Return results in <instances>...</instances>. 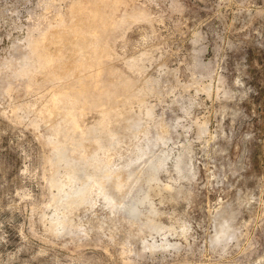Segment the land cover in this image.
Masks as SVG:
<instances>
[{
    "label": "rangeland",
    "instance_id": "1",
    "mask_svg": "<svg viewBox=\"0 0 264 264\" xmlns=\"http://www.w3.org/2000/svg\"><path fill=\"white\" fill-rule=\"evenodd\" d=\"M0 264H264V0H0Z\"/></svg>",
    "mask_w": 264,
    "mask_h": 264
},
{
    "label": "bare ground",
    "instance_id": "2",
    "mask_svg": "<svg viewBox=\"0 0 264 264\" xmlns=\"http://www.w3.org/2000/svg\"><path fill=\"white\" fill-rule=\"evenodd\" d=\"M53 1V0H52ZM49 2V1H48ZM48 5V4H47ZM72 12V11H71ZM74 13V12H73ZM82 19V18H81ZM75 24V23H74ZM104 24V23H103ZM88 25V24H87ZM81 26V25H80ZM74 37V36H73ZM49 38V37H48ZM75 38H77V37H75ZM74 38V39H75ZM59 39V38H58ZM57 41V40H56ZM59 41V40H58ZM78 41H79V39H76V40H74V43H78ZM69 44V43H68ZM71 44V43H70ZM69 44V45H70ZM72 44H73V41H72ZM45 45V44H44ZM76 46V45H75ZM73 49V48H72ZM85 54V53H84ZM79 56V55H78ZM83 56V55H82ZM23 61V60H22ZM57 70V69H56ZM105 70V69H104ZM130 82V81H129ZM122 83H125V81H123ZM124 86V85H123ZM89 87V86H88ZM83 90V89H82ZM79 93V92H78ZM71 94V93H70ZM72 95V94H71ZM78 95V94H77ZM72 96H74V94L72 95ZM81 96V95H80ZM79 96V97H80ZM90 96H92V95H90ZM96 99H97V97H94L93 96V98L92 99H90L93 103H92V105L96 102ZM54 106V105H53ZM53 106H51L52 108H53ZM50 107V106H49ZM57 108L55 107V108H53L51 111H54V110H56ZM148 111V110H147ZM51 113V112H50ZM58 113V112H57ZM54 114V113H53ZM70 114V113H69ZM69 114H67V116H68V118H69V116L71 115H69ZM148 114V113H147ZM65 115V114H64ZM66 117V116H65ZM64 120V119H63ZM69 120H70V118H69ZM73 121V120H72ZM75 122V121H74ZM55 126V125H54ZM59 126V125H58ZM74 126H76V125H74ZM77 127V126H76ZM57 128V127H56ZM75 128V127H74ZM77 129V128H76ZM56 130V129H55ZM159 130V129H158ZM71 132V131H70ZM72 136L74 135V134H71ZM90 136V135H89ZM66 137H68V135L66 136ZM73 137H75V136H73ZM76 137H78V135L76 136ZM80 137V136H79ZM83 137V136H82ZM88 137V136H87ZM75 139V138H74ZM158 139H160V138H158ZM151 141V140H150ZM98 142V141H97ZM64 143V142H63ZM155 143V142H154ZM153 143V144H154ZM153 146V145H152ZM156 146V145H155ZM154 147V146H153ZM97 148H100V144H91V145H88V144H86L85 143V138H80V139H78V140H76V141H74L73 142V144H72V146H71V150L72 151H76L77 150V152H79L78 150H82V152H83V154H86V155H89V156H91V153L92 152H94V150H96ZM153 149V148H152ZM57 150H58V148H57ZM147 150V149H146ZM154 150V149H153ZM152 150V151H153ZM56 150H54V152H55ZM163 151H165V149L163 150ZM82 152H80V154H82ZM57 154V156H56V158L58 159V160H66V161H68V160H70V159H77V157H74V156H72V155H69V156H66L65 155V152H63V150L62 151H57L56 152ZM96 153V152H95ZM162 153V152H161ZM93 155V154H92ZM154 155V154H153ZM158 156V155H157ZM159 157V156H158ZM56 158L54 159V161L56 160ZM79 158V157H78ZM157 158V157H156ZM159 159V158H158ZM142 160V159H141ZM163 160V159H162ZM178 160H179V158H178ZM57 161V160H56ZM65 161V162H66ZM72 161V160H71ZM144 161V160H143ZM164 161H165V159H164ZM58 162V161H57ZM145 162H146V160H145ZM180 162H181V160H180ZM179 162V163H180ZM96 163V162H95ZM131 163V162H130ZM137 163V162H136ZM135 163V164H136ZM148 163H149V166H146L147 168L149 167V170H152V172H155L159 167H160V165H161V162L160 161H153V160H150V161H148ZM163 163V162H162ZM57 164V163H56ZM59 164V163H58ZM128 164V163H127ZM131 164H134V162L133 163H131ZM134 164V166H136ZM178 164V163H177ZM66 165V164H65ZM105 165V164H104ZM126 165V164H125ZM130 165V164H129ZM162 165H164V164H162ZM180 165H182V164H180ZM76 166V165H75ZM96 166V165H95ZM127 167H128V165H126ZM133 166V167H134ZM176 166V165H175ZM130 167V169H131V166H129ZM128 167V168H129ZM178 167V166H177ZM179 167H181V166H179ZM123 168H124V166H123ZM182 168V167H181ZM122 169V168H121ZM120 170V169H119ZM123 170V169H122ZM124 170H125V168H124ZM127 170V169H126ZM125 170V171H126ZM129 170V169H128ZM135 169L133 168V170L132 171H134ZM178 170H179V168H178ZM184 170V169H183ZM138 171V170H137ZM121 172V171H120ZM127 173H126V177H123L122 176V174L121 173H119L118 172V170H117V172H116V174H115V172L113 171V173H114V185L113 186H115V188H119L120 186H121V184H123L124 182H123V180L125 179V178H130L129 177V173L130 172H128V171H126ZM140 172V171H139ZM92 174V173H91ZM94 174V173H93ZM111 172H110V174H107L106 176L108 177V179H109V176H111ZM132 174H135L134 172H132ZM153 174V173H152ZM151 174V175H152ZM102 175V174H101ZM136 175H137V172H136ZM68 176V175H67ZM133 176V175H132ZM154 176V175H153ZM94 177V176H93ZM134 177V176H133ZM103 178V177H102ZM105 178V177H104ZM155 178H156V176H155ZM91 179V176L90 175H87V174H81V175H77V173H75L74 174V176H72V180H71V183L72 182H74V181H78V182H80V184H79V186H77V187H75V188H69V191H64L63 190V187L66 185V184H68V182H66V183H63V182H60V181H58L57 179L55 180V179H53V182L51 183V184H53L54 186H56L57 187V189H58V191H64V194L63 195H60L59 197H56L55 196V198H54V201H55V203H57V202H60L61 200H63V201H65L64 203H74L75 204V198H80V200H84V199H86L85 198V191L89 188V180ZM131 179H132V177H131ZM128 180V179H127ZM130 180V179H129ZM153 180V179H152ZM68 181V180H67ZM112 181H113V179H112ZM126 181V180H125ZM77 182V183H78ZM110 182H111V180H110ZM123 182V183H122ZM70 185H72V184H70ZM77 185V184H76ZM126 186V185H125ZM100 187V186H99ZM165 187V186H164ZM122 188V187H121ZM102 190L104 189V186H103V184H102V188H101ZM107 191V190H106ZM106 191H104V198H106L107 200H111L112 201V197L110 196V194H108ZM87 196V195H86ZM115 199V198H114ZM138 201V200H137ZM142 201V200H141ZM144 201V200H143ZM79 201L77 200V203H78ZM118 202V201H117ZM80 203H81V201H80ZM115 203V202H114ZM142 203V202H141ZM118 204V203H117ZM122 205H123V203H121ZM135 204V203H134ZM129 205V204H128ZM127 209V208H126ZM127 210H129V212L130 213H135L136 211H135V207L134 206H130V207H128V209ZM54 214V213H53ZM56 214V213H55ZM54 214V215H55ZM58 215V214H57ZM52 217V216H51ZM52 225L53 226H59V225H62V222H63V220L62 219H60V217H58V216H56V217H54V218H52ZM224 229V228H223ZM222 231V230H221ZM224 232H225V230H224ZM226 233V232H225ZM223 235V234H222ZM218 236V235H217ZM216 238V237H215ZM217 240V239H216Z\"/></svg>",
    "mask_w": 264,
    "mask_h": 264
}]
</instances>
